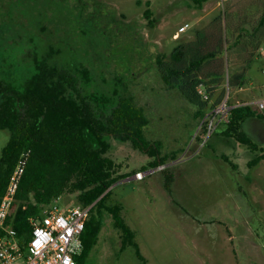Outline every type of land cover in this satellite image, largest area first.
<instances>
[{"label":"rangeland","instance_id":"374dc122","mask_svg":"<svg viewBox=\"0 0 264 264\" xmlns=\"http://www.w3.org/2000/svg\"><path fill=\"white\" fill-rule=\"evenodd\" d=\"M230 4L241 12L252 9L254 18L264 9V0H228L225 5ZM222 10L218 0L202 5L192 0H0L2 77L20 80L36 57L76 74L81 93L100 111L108 112L128 96L147 117L144 137L158 149L155 155L129 140L108 138L107 156L120 177L109 186L107 204L121 206L144 261L134 246L123 245L105 213L83 264H264V157L248 164L264 154V140L257 142L262 150L251 151L221 133L225 116L220 121L210 114L194 118L195 105L164 83L156 64L181 42L194 40L197 30L219 23L213 20ZM260 47L243 88L229 92L225 79L206 113L222 90L220 102L228 104L259 97L264 39ZM210 119L214 129L202 144ZM9 139L10 131L0 128V156ZM159 156L165 157L162 167L174 173L170 195L162 167L141 180L130 178L150 169ZM55 202L60 208L77 205L74 194Z\"/></svg>","mask_w":264,"mask_h":264},{"label":"trees","instance_id":"16d2710c","mask_svg":"<svg viewBox=\"0 0 264 264\" xmlns=\"http://www.w3.org/2000/svg\"><path fill=\"white\" fill-rule=\"evenodd\" d=\"M192 1L202 5L207 0ZM240 9L233 4L225 5L213 20L219 23L197 30L194 40L181 42L166 58L156 59L164 83L177 88L195 105L194 118L206 116L210 99L225 79L229 92L245 85V73L259 52L264 39V9L256 18L252 9L242 8V12ZM150 13L147 8L145 14ZM33 60L32 70L20 80L0 75V128L10 131V139L0 156V199L20 153L30 149L7 224L28 238L45 206L64 194H74L77 205L92 204L81 234L82 250L75 256L76 264H83L97 242L105 213L120 231L123 245L134 246L136 255L144 261L134 231L120 213L121 206L107 204L111 193L108 187L120 177L107 151L108 138L115 137L156 155L158 149L150 146L143 134L147 117L128 96L120 97L108 112L100 111L98 105L81 93L76 74L59 70L36 57ZM78 70L88 71L84 67ZM227 71L230 74L226 78ZM222 93L223 90L210 108L220 102ZM230 104L221 133L251 151L262 150L244 124L251 117H264L263 111L245 101ZM263 157V153L255 155L248 164L253 165ZM164 159L159 156L149 166L162 164ZM161 171L163 185L170 195L174 173L168 167Z\"/></svg>","mask_w":264,"mask_h":264},{"label":"built area","instance_id":"2783aa9c","mask_svg":"<svg viewBox=\"0 0 264 264\" xmlns=\"http://www.w3.org/2000/svg\"><path fill=\"white\" fill-rule=\"evenodd\" d=\"M227 1L218 0L220 8L223 9ZM245 103H254L258 110L264 111V84L262 94ZM231 106L224 99L210 108L205 117L209 114L212 118L218 115L220 121L225 116V122L228 120ZM211 120L209 125H206L202 144L213 132ZM29 155L30 149L20 153L0 199V264H76L75 256L82 250L81 234L92 204L71 205L65 208H60L56 202L48 204L42 209L40 217L34 221L28 238L19 235L18 231L6 222L12 211ZM162 166L159 164L146 171L139 169L130 177L141 180Z\"/></svg>","mask_w":264,"mask_h":264},{"label":"crops","instance_id":"0c3cea01","mask_svg":"<svg viewBox=\"0 0 264 264\" xmlns=\"http://www.w3.org/2000/svg\"><path fill=\"white\" fill-rule=\"evenodd\" d=\"M261 48V47H260ZM260 50V49H259ZM264 84V83H263ZM263 84L261 85V94H262V86H263ZM240 88H243V86L242 87H240ZM245 88H247V87H245ZM260 94V95H261ZM259 95V96H260ZM263 115H264V111H263ZM246 123L248 124V126H251L250 127V130L252 131H249L248 129H247V127H246ZM224 125V124H223ZM222 125V127H224ZM244 127H245V130L247 131V133L255 140V141H262V140H264V117H256V116H254V117H251V118H249L246 122H245V124H244ZM210 137V136H209ZM131 178V177H130Z\"/></svg>","mask_w":264,"mask_h":264},{"label":"water","instance_id":"95a60500","mask_svg":"<svg viewBox=\"0 0 264 264\" xmlns=\"http://www.w3.org/2000/svg\"><path fill=\"white\" fill-rule=\"evenodd\" d=\"M108 189H109V187H108Z\"/></svg>","mask_w":264,"mask_h":264}]
</instances>
